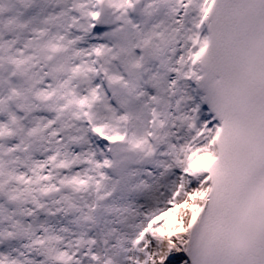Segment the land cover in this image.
<instances>
[{
    "label": "snow or ice",
    "instance_id": "snow-or-ice-1",
    "mask_svg": "<svg viewBox=\"0 0 264 264\" xmlns=\"http://www.w3.org/2000/svg\"><path fill=\"white\" fill-rule=\"evenodd\" d=\"M0 264H264V0H0Z\"/></svg>",
    "mask_w": 264,
    "mask_h": 264
}]
</instances>
